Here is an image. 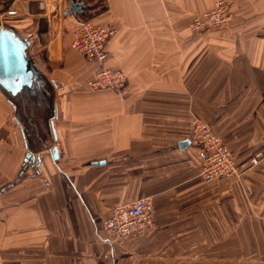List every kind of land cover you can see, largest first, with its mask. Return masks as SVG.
I'll return each instance as SVG.
<instances>
[{
  "label": "crops",
  "instance_id": "0c3cea01",
  "mask_svg": "<svg viewBox=\"0 0 264 264\" xmlns=\"http://www.w3.org/2000/svg\"><path fill=\"white\" fill-rule=\"evenodd\" d=\"M78 1L75 16L90 13ZM215 1L104 0L90 19L118 29L107 66L128 76L119 95L86 89L96 66L70 50L73 18L60 10L71 0H50L43 25L35 1L20 2L21 25L2 0L1 22L29 41L65 96L54 146L27 158L23 125L0 91V264H264V0H232L223 29L189 31ZM39 34L46 68L33 52ZM195 119L231 149L238 175L204 182L189 141ZM139 199L152 203L153 222L123 247L104 223Z\"/></svg>",
  "mask_w": 264,
  "mask_h": 264
},
{
  "label": "built area",
  "instance_id": "2783aa9c",
  "mask_svg": "<svg viewBox=\"0 0 264 264\" xmlns=\"http://www.w3.org/2000/svg\"><path fill=\"white\" fill-rule=\"evenodd\" d=\"M23 0H12V5L5 10L7 17H19V4ZM35 1L42 18L47 11L50 0ZM77 2L78 0H71ZM227 6L223 1L218 2L212 11L203 17L193 20L195 29H208L218 27L228 20ZM62 17H72L70 6L60 10ZM117 34L115 26L110 24H94L90 20H76L73 29L71 47L87 61L97 65L94 78L88 81L91 90L111 89L121 92L126 89L127 77L121 70L107 67V46L109 41ZM190 145L196 149L200 174L205 183H212L221 179L238 175L239 170L231 149L223 142L220 136L206 123L195 119L192 122ZM258 158L252 159L256 164ZM153 222V205L147 199H139L128 205L114 209L112 215L105 221L107 233L113 241L122 243L136 238L146 232Z\"/></svg>",
  "mask_w": 264,
  "mask_h": 264
},
{
  "label": "water",
  "instance_id": "95a60500",
  "mask_svg": "<svg viewBox=\"0 0 264 264\" xmlns=\"http://www.w3.org/2000/svg\"><path fill=\"white\" fill-rule=\"evenodd\" d=\"M2 0H0V5ZM84 3H70L73 15L83 13ZM30 43L14 28L0 20V91L16 105L18 122L23 123L31 153L54 146L52 120L55 117V87L40 66L28 54ZM41 112V116L38 113ZM35 120L40 125L35 130ZM37 135L39 146L33 144V134ZM53 135V136H52ZM187 145L188 142L182 143Z\"/></svg>",
  "mask_w": 264,
  "mask_h": 264
},
{
  "label": "rangeland",
  "instance_id": "374dc122",
  "mask_svg": "<svg viewBox=\"0 0 264 264\" xmlns=\"http://www.w3.org/2000/svg\"><path fill=\"white\" fill-rule=\"evenodd\" d=\"M220 1H223L225 4H226V6H227V16H228V20L225 22V23H223V24H221V25H219L218 27H211V28H208V29H205V28H202V29H195V28H193L191 25H192V23H193V20L195 19V18H198V17H203L205 14H207V13H209L210 11H212L213 10V8L215 7V5L218 3V2H220ZM85 4H86V7H85V9H89L90 10V13H85V14H82V15H79L78 17H77V19H72L73 20V24H71V26L73 25V26H75L76 25V20H80V19H85V20H90L91 22H93L90 18L92 17L93 18V16H97L98 14H100V13H102V12H105L106 11V7H105V2H104V0H85ZM232 16H233V11H232V0H216L215 1V3L213 4V6L210 8V9H208L207 11H205V12H203V13H199V14H195L192 18H191V21H190V23L188 24V26H187V29L189 30V31H191L192 33H198V34H206V33H211V32H215V31H219V30H221V29H223L226 25H227V23L230 21V19L232 18ZM5 18H7L8 19V21L9 22H11V23H14L15 21H18L19 23L18 24H21V21H23V18H20V19H18V20H16V18H12V17H7L6 15H5ZM39 21H40V23H42V25H43V23H48V19H47V17H43L42 18V16H40V18H39ZM94 23V22H93ZM27 24V23H26ZM94 24H96V23H94ZM22 25V24H21ZM61 25H62V23H61ZM103 25H106V24H103ZM110 25H112V24H110ZM23 26H25V25H23ZM23 26H21V27H23ZM114 26V25H113ZM20 27V28H21ZM62 28H63V26H61ZM117 29V28H116ZM22 30V29H21ZM23 31L24 32H22L23 34H26V32H29V30H28V28L27 29H23ZM117 31H118V29H117ZM40 35V34H39ZM37 36L36 37V39H35V45H34V47H33V52L35 53V59H37L39 62H40V64H42V65H44L45 66V68H46V66H47V64H46V61H45V54L47 53V51H46V49L44 48V46H45V44L47 43L46 41H45V39H44V36L43 35H40V36ZM69 47H70V50L73 52V53H76L78 56H80L81 57V59L82 60H84V61H86L87 63H89V64H93V63H91V62H89V61H87L86 59H84V57H82V55L81 54H79L78 52H76L72 47H71V44L69 45ZM108 47V46H107ZM108 50V49H107ZM51 63H55V66H62V62H59V61H57V60H54V59H50L49 60ZM93 65H95V64H93ZM106 65H107V62H106ZM96 66V70H97V65H95ZM108 67V66H107ZM109 68H111V67H109ZM111 69H113V68H111ZM115 70H120V69H115ZM122 71V70H121ZM96 72V71H95ZM123 72V71H122ZM124 73V72H123ZM125 75H126V73H124ZM94 75H95V73H94ZM94 75L93 76H89L86 80H85V87H86V89L87 90H89V91H98V90H91L89 87H88V81H90V80H92L93 78H94ZM126 77H127V86H126V89L124 90V91H121V92H116V91H113V90H111V89H104V90H109V91H112V92H114L115 94H119V95H122V94H124V93H126V91H127V88H128V84H129V79H128V76L126 75ZM78 81H82V77H78L76 80H75V82H78ZM74 87H76V88H73V90H71L70 92H73V93H75V92H78V87L79 86H74ZM78 89V90H77ZM68 91H65V93H67ZM92 93H94V92H92ZM68 94V93H67ZM66 94V95H67ZM63 96H65L64 94H63V92L62 91H58L56 88H55V99H54V103H55V106H56V103L58 102V100L61 98V97H63ZM14 105V108H15V117L17 118V116H16V111H17V108H16V105L15 104H13ZM38 116H41V112H39L38 113ZM18 119V118H17ZM20 123L23 125V123H22V121L20 120ZM34 123H36V126H37V129H39V127H40V125L38 124V122L35 120V122ZM192 130V129H191ZM190 136H191V134H190ZM40 151H44V149H41ZM234 154V153H233ZM226 179H228V178H226ZM213 183V182H212ZM206 184H211V183H206ZM257 219L258 220H260L261 221V223L263 224V226H264V216H260V215H257ZM137 238V237H136ZM133 239H135V238H133ZM130 240H132V239H130ZM130 240H126V241H124V242H122L120 245H123V247H124V245L127 243V242H129Z\"/></svg>",
  "mask_w": 264,
  "mask_h": 264
}]
</instances>
